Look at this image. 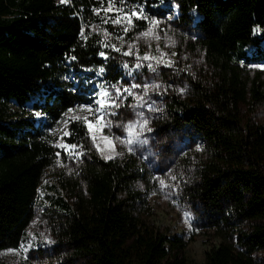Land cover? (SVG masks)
Here are the masks:
<instances>
[{"label": "trees", "instance_id": "16d2710c", "mask_svg": "<svg viewBox=\"0 0 264 264\" xmlns=\"http://www.w3.org/2000/svg\"><path fill=\"white\" fill-rule=\"evenodd\" d=\"M116 1L144 6L146 19L134 17L127 37L177 6L174 21L195 31L204 51L206 83L196 80L186 97L169 94L159 125L195 144L180 157L190 172L184 194L218 243L202 263L181 255L187 240L148 219L154 170L134 152L100 155L82 120L71 119L63 136L81 149L76 172L42 186L57 158L47 129L90 95V83L74 86L68 74L115 84L131 73L91 29L103 0H0V249L21 241L43 187L59 219L57 244L69 251L60 264H264V122L240 110L264 104V71L250 65L264 61V0ZM9 100L31 109L11 117Z\"/></svg>", "mask_w": 264, "mask_h": 264}, {"label": "rangeland", "instance_id": "374dc122", "mask_svg": "<svg viewBox=\"0 0 264 264\" xmlns=\"http://www.w3.org/2000/svg\"><path fill=\"white\" fill-rule=\"evenodd\" d=\"M109 2L113 5V11L105 13L101 10L99 12L103 19H108L109 22L103 23L102 19L93 24L91 29L102 34L105 39L104 43L115 45L120 49L115 53V57L128 64L131 77L129 80L109 84L96 81L92 75L78 76L74 72L68 74L74 86L80 79L85 87L90 83L91 86L88 89L90 95L82 104L70 108L74 111L67 110L47 129L50 133V141L57 148L56 153L60 155H57L55 166L44 172L41 184L43 187H45L44 184L49 185L60 171H64L67 175L76 172L80 156H70L69 152L60 145H73L61 139L64 133L68 132L67 127L73 117L93 118L92 113L81 111L80 107L92 106L95 110L94 101L98 98L97 93L103 89L115 95V88L124 89L133 84L140 85L132 90L133 95L122 100L119 109H113L117 114L108 117L112 122L110 129L104 128L100 133L94 126L93 134L97 139L95 142L92 140V143L102 156L114 157L121 156L124 151L134 152L147 162L154 170L158 182L156 190L148 195L149 222L168 235L183 236L187 240V245L180 254L196 263H202L205 250L217 244L218 239L210 229L201 225V221L197 220L193 205L184 194V186L190 179V172L185 165L181 164L180 157L193 149L195 144L192 145L191 140L185 139L184 132L164 130L159 122L166 115V101L169 94L175 92L181 97H186L192 92L196 80L200 79L206 83L209 70L204 59V51L200 46H194L195 31L174 21L175 6L173 9L169 8L164 14H151L147 26L127 37L122 26L111 23V19L116 15V9H123L120 13L123 17L132 9L139 12L144 6L124 5L116 0H103V9L108 6ZM152 21L158 23L153 25ZM106 24H110L113 30H110L109 25ZM136 24L132 22L128 31H133ZM149 29H151V35L143 36L142 34L148 32ZM105 33L108 34L107 37ZM130 48L132 55H125ZM145 55L155 57L156 60L145 61L142 59ZM157 60L160 62L157 63ZM137 63H140L142 67L136 68ZM148 64H152L155 71L149 68ZM250 65L252 69L260 68L264 71V61ZM145 85L152 87L146 91ZM155 85H160V87L156 88ZM138 96H143V101H138L136 98ZM5 108L7 112H12L11 117H15L21 110L31 109V105L29 102L19 104L14 100H9L5 103ZM240 110L245 120L264 122V104L250 110L247 103H241ZM141 113L142 117L139 115ZM141 119L148 121L147 129L150 131L146 130L141 133L130 145L122 143L121 141L127 139L125 126ZM89 135L91 137L90 133ZM102 137H108V140ZM78 151L81 153L80 147ZM43 187L38 188L32 205L33 215L25 227L21 241L15 247L0 249V264H60L61 259H68L69 251L57 244L54 235L53 229L59 219L48 206L47 195L51 191ZM185 213L189 214L188 218L185 217Z\"/></svg>", "mask_w": 264, "mask_h": 264}, {"label": "snow or ice", "instance_id": "6c2138e0", "mask_svg": "<svg viewBox=\"0 0 264 264\" xmlns=\"http://www.w3.org/2000/svg\"><path fill=\"white\" fill-rule=\"evenodd\" d=\"M62 2H64V0H62ZM97 11V14L99 15V11L100 10H96ZM103 11L105 13H108V12H112L113 11V5L111 2H109L108 6L106 8L103 9ZM142 8L140 9V11L138 12L136 9H132L131 11L125 13L123 15V17L120 15L121 12H123V9H116V15L114 18L111 19V23L114 24V25H120L122 26V30L123 32L126 34L127 31L129 30V27L132 25V22H133V18H139V19H146V17H144L142 15ZM103 23H108L109 20L108 19H103L102 20ZM153 25L157 24L158 22L157 21H152L151 22ZM107 33H105V36L107 37ZM143 36L145 37H148L151 35V29H149L148 32H145L142 34ZM122 38V37H120ZM105 47H112L113 49H115L116 51H120L119 48H116L115 45H111V44H108V43H105ZM100 55L102 57H105L106 58V55L105 53L101 52ZM125 55H132V50L131 48L125 52ZM74 59V58H73ZM143 60L145 61H149V60H156L155 57H151V56H148V55H145L144 57H142ZM157 63H159L160 61L157 60L156 61ZM149 68H152L153 71H155L154 67L152 64H148L147 65ZM125 68H128V65L125 64L124 65ZM136 68H140L142 67V65L140 63H137L135 65ZM100 73H103L104 69L101 68L100 70ZM115 87V86H113ZM140 87V85H136V84H133L131 85V87L129 88H124V89H121V88H115V95H113L111 92H109L108 90L106 89H103L101 90L99 93H97V99L94 101L96 107H95V110H93L92 106H81L79 110L81 111H87L89 113H92V119H90L89 117H79V116H76V117H73L74 120H82L83 123L85 124L86 126V129L87 131L91 134V139L95 142V140L97 139L96 135L93 134V128L95 126L96 128V131L97 132H100L102 133L103 132V129L104 128H111L112 127V122L110 119H108V117H111V116H114L116 115L117 113L115 111H113V109H119L121 107V103H122V100H126L128 96H131L133 95V89L134 88H138ZM152 86H149V85H145L144 88L145 90L147 91L148 88H150ZM156 88H159L160 85H155ZM127 94V95H125ZM138 101H143V96H138L136 97ZM69 111H74L72 109H70ZM39 115V114H37ZM141 115L142 117V113L139 114ZM147 124H148V121L146 119H141V120H137V121H134V122H131V123H128L126 126H125V131L127 133V139L126 140H123L121 141L122 143H127V144H132L134 142V140H136L139 135L141 133H143L144 131L146 130H149L150 129H147ZM65 136H69L71 135V133H64ZM104 140H108V137H102ZM61 139L63 140V137H61ZM119 139V138H117ZM60 147L64 148L65 151H68L69 152V155L70 156H80L81 153L80 151H78V147L77 145H67V144H61ZM97 147H99L97 145ZM131 150V149H129ZM57 155L59 156L60 154L57 153ZM108 159H111L112 157L111 156H108L106 157ZM173 179H175V177H173ZM163 183V182H161ZM188 213H185V217L188 218Z\"/></svg>", "mask_w": 264, "mask_h": 264}, {"label": "built area", "instance_id": "2783aa9c", "mask_svg": "<svg viewBox=\"0 0 264 264\" xmlns=\"http://www.w3.org/2000/svg\"><path fill=\"white\" fill-rule=\"evenodd\" d=\"M174 11H175V13H174V14L176 15V13H177V6H175V10H174Z\"/></svg>", "mask_w": 264, "mask_h": 264}]
</instances>
